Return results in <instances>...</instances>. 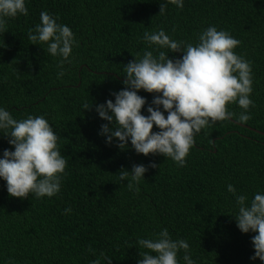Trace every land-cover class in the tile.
Returning a JSON list of instances; mask_svg holds the SVG:
<instances>
[{"label":"trees","instance_id":"trees-1","mask_svg":"<svg viewBox=\"0 0 264 264\" xmlns=\"http://www.w3.org/2000/svg\"><path fill=\"white\" fill-rule=\"evenodd\" d=\"M160 4L165 0H26L27 15L7 18L0 32V106L16 119L43 116L66 167L53 197H11L0 180V264H91L101 252L111 264H136L146 251L137 238L161 228L188 242L196 264H261L249 259L254 233L236 227L227 185L249 200L264 192V0H183L182 8L166 4L163 14ZM41 11L58 17L77 41L60 78L59 57L27 38ZM210 25L239 40L233 51L251 64L250 119L239 121L243 109L226 105L234 115L194 137L183 167L160 154L106 144L98 134L106 121L81 105L114 100L123 65L152 51L143 33L163 29L171 39L195 44ZM138 94L147 102L154 95ZM5 148L12 146L0 134V154ZM150 162L156 167L147 168L139 191H130L120 172Z\"/></svg>","mask_w":264,"mask_h":264},{"label":"clouds","instance_id":"clouds-1","mask_svg":"<svg viewBox=\"0 0 264 264\" xmlns=\"http://www.w3.org/2000/svg\"><path fill=\"white\" fill-rule=\"evenodd\" d=\"M25 4L26 0H0V32L5 30L7 18L28 14ZM166 4L182 8L183 0H165V4H160L161 14ZM39 20L28 30L27 38L31 44L46 45L43 49L49 55L59 57L56 75L60 78L65 72L64 64L72 62L71 52L77 41L67 25L57 22L58 17L41 11ZM142 39L152 51L145 50L142 56H134L123 65V87L111 93L114 100L95 105L83 102L81 107L94 108L98 117L106 121L98 131L106 144L115 143L120 150L130 146L145 156L160 154L183 167L194 146V137L211 124L228 121L234 115L226 105L235 102L243 109L237 117L239 121L250 119L247 110L254 106L249 98L251 64L233 51L240 41L214 25L199 32L195 44L171 39L163 29L145 31ZM169 52L182 55L169 58ZM140 90L154 94L152 100L147 102L138 94ZM142 108L147 115L142 114ZM153 125L157 131L152 130ZM0 134L12 146L0 154V180L5 182L7 193L20 199L29 194L41 198L59 193L66 160L49 122L43 116L16 119L0 106ZM148 167L156 164L150 162L146 167L134 163L130 170L123 169L119 178L127 179L130 191H139L137 185ZM227 191L234 196L236 210L230 214L236 227L241 233H254L250 238L254 252L249 259L258 258L264 264V192H255L249 200L246 195L237 194L231 184ZM63 213L71 214V209L65 208ZM136 243L146 250L138 254L136 264H180V259L183 264H196L188 242L172 239L167 228L150 238L138 237ZM179 252L183 255L178 259ZM102 262L111 264L103 252L91 264Z\"/></svg>","mask_w":264,"mask_h":264}]
</instances>
